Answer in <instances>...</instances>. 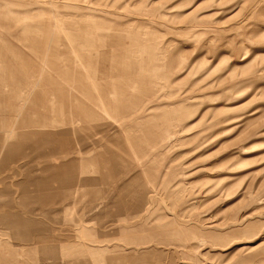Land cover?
Segmentation results:
<instances>
[{"label":"rangeland","instance_id":"1","mask_svg":"<svg viewBox=\"0 0 264 264\" xmlns=\"http://www.w3.org/2000/svg\"><path fill=\"white\" fill-rule=\"evenodd\" d=\"M0 264H264V0H0Z\"/></svg>","mask_w":264,"mask_h":264}]
</instances>
